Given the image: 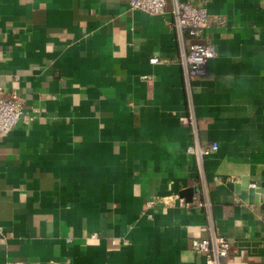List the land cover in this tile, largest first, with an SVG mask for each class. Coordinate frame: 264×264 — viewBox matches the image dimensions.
I'll return each instance as SVG.
<instances>
[{
	"label": "crops",
	"instance_id": "0c3cea01",
	"mask_svg": "<svg viewBox=\"0 0 264 264\" xmlns=\"http://www.w3.org/2000/svg\"><path fill=\"white\" fill-rule=\"evenodd\" d=\"M129 1L0 0L3 83L35 115L0 134V264H204L191 241L210 221L231 264H264V0L209 4L225 22L189 88L174 0L158 15ZM191 113L218 144L201 167ZM204 185L210 210L181 195ZM174 193L191 207L142 215Z\"/></svg>",
	"mask_w": 264,
	"mask_h": 264
},
{
	"label": "built area",
	"instance_id": "2783aa9c",
	"mask_svg": "<svg viewBox=\"0 0 264 264\" xmlns=\"http://www.w3.org/2000/svg\"><path fill=\"white\" fill-rule=\"evenodd\" d=\"M213 0H197V2L174 0L170 11L171 19L169 24L175 31L180 47L178 63L184 71L186 85L189 88L190 82L195 78L208 61L216 57V48L210 42L202 41L206 29L213 23L223 24L224 19L212 17L209 12V4ZM166 0H130L129 7L134 11H143L151 15L165 13ZM150 63H165V59L159 56L150 58ZM148 79L147 77H145ZM35 115L25 112V101L18 89L8 88L3 83L0 73V134H8L21 121H32ZM184 124L191 127L194 141L187 147V151L193 154L198 165L201 167L204 157L212 154L218 149L217 143L210 145H200L197 141V128L194 114L181 118ZM201 169V168H200ZM203 175V174H202ZM205 182V180H204ZM195 202L200 207L207 210L211 208V201L208 196L207 186L204 191L197 195L191 203ZM190 202L178 193L168 196H153L146 201L142 210V215L152 217L150 209L156 205H166L170 207H191ZM203 235L193 238L191 241L192 250L203 258L204 264H231L229 255L231 243L224 235L218 234L211 221L201 228ZM3 227L0 225V236H3ZM93 236H97L94 233ZM6 264H27L20 259H11Z\"/></svg>",
	"mask_w": 264,
	"mask_h": 264
},
{
	"label": "water",
	"instance_id": "95a60500",
	"mask_svg": "<svg viewBox=\"0 0 264 264\" xmlns=\"http://www.w3.org/2000/svg\"><path fill=\"white\" fill-rule=\"evenodd\" d=\"M194 193V189L193 188H188V189H184L182 192H181V195L184 196L188 201H192L193 195Z\"/></svg>",
	"mask_w": 264,
	"mask_h": 264
}]
</instances>
